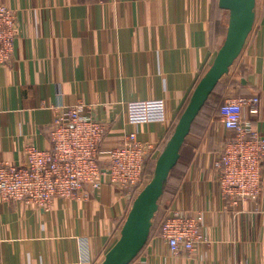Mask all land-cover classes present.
I'll return each mask as SVG.
<instances>
[{
	"label": "crops",
	"instance_id": "crops-1",
	"mask_svg": "<svg viewBox=\"0 0 264 264\" xmlns=\"http://www.w3.org/2000/svg\"><path fill=\"white\" fill-rule=\"evenodd\" d=\"M0 4L14 10L19 25L11 59L0 66V161L23 164L29 146L51 148V106L83 103L109 123L103 151L128 131L157 144L147 162L150 182L227 40L230 10L220 0ZM253 12L246 39L192 120L178 152L181 166L173 178L176 164L168 172L146 243L127 264H264V191L258 201L231 207L213 167L233 134L219 120L225 100L258 95L259 113L245 107L244 116L264 134V0H255ZM154 98L165 100L167 121L129 125L128 103ZM103 181L82 198H56L47 210L0 198V264H103L133 204ZM174 209L205 214L208 240L193 252L174 253L160 236Z\"/></svg>",
	"mask_w": 264,
	"mask_h": 264
},
{
	"label": "built area",
	"instance_id": "built-area-1",
	"mask_svg": "<svg viewBox=\"0 0 264 264\" xmlns=\"http://www.w3.org/2000/svg\"><path fill=\"white\" fill-rule=\"evenodd\" d=\"M19 36L14 10L0 4V66H6ZM261 99H227L220 107V121L233 134L217 151L213 167L215 182L231 207L258 201L264 191L262 167L264 134L244 116L245 107L259 113ZM83 103L53 105L49 149L29 146L23 164L0 161V198L22 201L50 209L56 198H82L86 188L96 191L104 178L131 202L149 182L144 176L146 160L157 144L140 140L137 131L126 132L122 142L103 151L109 130L107 120L96 117ZM164 99L134 100L128 103V124L166 122ZM103 155L107 163H102ZM205 214L174 209L161 227L160 236L174 253L193 252L207 241Z\"/></svg>",
	"mask_w": 264,
	"mask_h": 264
},
{
	"label": "water",
	"instance_id": "water-1",
	"mask_svg": "<svg viewBox=\"0 0 264 264\" xmlns=\"http://www.w3.org/2000/svg\"><path fill=\"white\" fill-rule=\"evenodd\" d=\"M254 4L255 0H220V6L231 12V27L227 40L215 64L196 90L193 101L178 125L170 145L160 157L155 176L134 199L128 221L122 230V237L107 253L103 264H127L146 243L151 220L158 209L157 198L163 191L168 172L176 164L178 152L190 131L192 120L246 39L253 23Z\"/></svg>",
	"mask_w": 264,
	"mask_h": 264
},
{
	"label": "trees",
	"instance_id": "trees-1",
	"mask_svg": "<svg viewBox=\"0 0 264 264\" xmlns=\"http://www.w3.org/2000/svg\"><path fill=\"white\" fill-rule=\"evenodd\" d=\"M224 103V102H223ZM222 105V104H221ZM221 105H220V107H221ZM149 159V158H148ZM148 159L146 160V164H145V172H144V176L147 178V179H150L149 177H147L148 176ZM177 165H180L181 166V162H178L177 164H176V166L173 168V170H172V172H171V174H170V178H173V176H174V173H175V170H176V167H177ZM184 165V164H183ZM183 168V167H182ZM176 176H177V174H176ZM169 216V215H168ZM168 216L162 221V223H161V226H160V229H161V227H162V225H163V223L166 221V219L168 218Z\"/></svg>",
	"mask_w": 264,
	"mask_h": 264
},
{
	"label": "rangeland",
	"instance_id": "rangeland-1",
	"mask_svg": "<svg viewBox=\"0 0 264 264\" xmlns=\"http://www.w3.org/2000/svg\"><path fill=\"white\" fill-rule=\"evenodd\" d=\"M89 107V111H91V109H92V112H93V108L91 107V106H88ZM91 108V109H90ZM127 118H128V106H127Z\"/></svg>",
	"mask_w": 264,
	"mask_h": 264
}]
</instances>
